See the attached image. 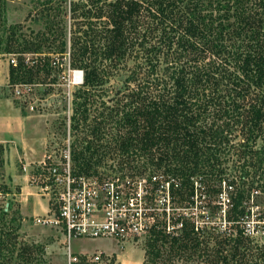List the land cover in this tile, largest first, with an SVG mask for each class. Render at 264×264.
<instances>
[{"label":"trees","instance_id":"16d2710c","mask_svg":"<svg viewBox=\"0 0 264 264\" xmlns=\"http://www.w3.org/2000/svg\"><path fill=\"white\" fill-rule=\"evenodd\" d=\"M74 1L71 67L84 80L70 122L88 137L71 142L75 175H97L107 165L171 181L175 209L189 210L167 220L162 213L146 238L143 264H264L252 263L247 251L264 260V243L250 234L259 224L248 230L245 222L259 207L252 193H264V0ZM53 19L45 32L29 34L0 19V55L16 56L10 87L48 85L51 55L68 49L63 27L51 34ZM128 61L123 86L109 94L106 85ZM237 127L244 141H237ZM233 160L242 164L236 175L228 171ZM0 213L5 221L8 212ZM4 225L0 264L31 260V249L17 252Z\"/></svg>","mask_w":264,"mask_h":264},{"label":"rangeland","instance_id":"374dc122","mask_svg":"<svg viewBox=\"0 0 264 264\" xmlns=\"http://www.w3.org/2000/svg\"><path fill=\"white\" fill-rule=\"evenodd\" d=\"M73 1L74 0L70 3V0H0V19L1 22L4 21L7 26L22 24L25 27L23 32L27 34H29L30 31H35V33L45 32L48 30L47 24L49 25L51 22L49 20L54 18V24L51 25L53 28L51 34H55L61 26L65 31L66 39L68 41V49L64 56L53 54L50 57L54 68L48 78V85L27 84L18 87L15 86L14 88L9 87L3 90L0 88V97H10L14 102H18L19 107H21L25 113L27 112L31 116L29 121V123H31L29 137L35 143L36 148L33 144L32 147L35 148L37 153L41 154L40 159H44L45 155L49 154L52 155L55 160L60 161L68 140L73 142V140L78 141L87 137V134L85 133L77 135L76 131L72 130L70 122V117L73 114V95L82 86L84 80V73L82 70H79L82 72L80 80H76L77 77L74 72L78 70L71 67L70 38L72 36L71 30H74L72 28L74 21L71 19L70 10ZM77 1L78 0H75L74 2ZM50 48H56V46ZM13 59H16V56L13 54L1 55L0 73L5 64L10 65L11 60ZM132 66L133 63L128 61L127 65L120 68H124L122 71L115 72V75L111 78L105 88L109 94L111 90L114 92L116 89L123 86V82L128 75V70ZM48 88H51L53 91L47 95L46 90ZM248 98L250 99L251 97ZM90 123L93 124V121ZM237 128L238 129L234 133L237 141H244L246 136L245 130L241 127ZM71 134L74 137H72ZM109 137V135L105 136V142L109 140ZM258 144L260 145V143ZM38 148H40L42 152H40ZM237 154L239 156L242 155L241 150ZM1 158L2 155L0 152V210L4 208V210L8 212V216L5 221L0 219V225L5 224L4 226L8 232L12 234L11 237L14 239V243L17 244V252L21 251V249L30 248L29 255H32L31 257L29 256L31 260L26 263L25 260H22L20 257L21 261H19L18 264H69L68 248L61 229L50 225L37 224L33 218L30 217L24 218L21 213L23 211V201H20L19 197L5 195L7 192H12V190L17 189H15L13 185H10V180L7 179L3 170V162ZM236 158L237 157H234V159ZM113 162V160H108V164ZM117 162L118 160L115 161V163ZM234 162L236 161L233 160L228 163V171L229 173L236 175L238 166L242 164ZM106 166H102L98 169L97 177L112 173ZM73 167L75 171L74 163ZM222 168H225V166H222ZM239 174L240 173H237V176H239ZM262 192L263 191H256L252 193L251 201L256 205L259 204V207L253 209L250 223L248 219H245L248 230H254L253 226L256 224L255 221L258 220L260 212L264 210V193ZM226 196L227 192L225 191L223 192L222 197ZM43 202L46 203V199H43ZM163 202L164 196L158 197L157 208H159L160 213H164L162 219L163 217L166 220L169 219L174 213H176V211L184 212L185 210H189L184 207L186 206L184 204H178L182 208L176 210L174 202L171 201L170 204H166L165 206H163ZM159 212L156 211V213ZM204 213H206V211ZM219 213L220 212L215 210L213 215L216 217ZM221 214H223V212H221ZM261 226L263 227L264 225L261 224L259 227H256L253 236L263 244L264 227L262 228ZM145 244V235L139 239V241L127 243L123 248H121L118 242L113 239H74L71 244V249L72 253L74 252L73 254L79 253L76 254L79 259L82 258V256H90L92 253L100 251L112 253L109 256L114 264H130V261L133 258L138 259V256L140 257L142 253L145 254ZM247 251L249 252V259L252 263H263L264 260L260 257L261 253H259L258 250L256 251L253 249ZM82 253L84 254L82 255ZM118 254L119 256H117ZM27 255L28 254L25 253V257ZM182 263H185V261L177 262V264ZM191 264L202 263L196 259Z\"/></svg>","mask_w":264,"mask_h":264},{"label":"built area","instance_id":"2783aa9c","mask_svg":"<svg viewBox=\"0 0 264 264\" xmlns=\"http://www.w3.org/2000/svg\"><path fill=\"white\" fill-rule=\"evenodd\" d=\"M22 170L50 204V212L34 221L61 229L69 264L80 261L70 250L74 239H113L123 248L144 235L149 237L163 213L157 208L158 197L164 196L163 206L171 202V181L160 175L148 178L114 169L102 177L75 175L70 140L60 161L48 154L36 167L24 164ZM256 223L264 225V220ZM82 258L88 264H114L108 254L99 251Z\"/></svg>","mask_w":264,"mask_h":264},{"label":"crops","instance_id":"0c3cea01","mask_svg":"<svg viewBox=\"0 0 264 264\" xmlns=\"http://www.w3.org/2000/svg\"><path fill=\"white\" fill-rule=\"evenodd\" d=\"M9 87V64H5L0 73V88L3 90ZM30 117L10 97H0L1 160L4 173L7 179L10 180V185L17 189L7 192L5 195L19 197L20 201H23L22 216L35 220V218L44 217L50 212V204L47 199L46 203L43 202L45 198L38 194V190L29 184V176L22 170L24 164L30 165L32 169V167L37 166L43 160L40 159L41 154L35 151V143L29 137V132L31 131ZM32 144L35 148L32 147ZM40 148L42 149L41 146ZM40 148L38 149L42 152ZM70 250L72 252L71 248ZM106 254L110 255L112 253ZM144 261L145 254L142 253L140 257L138 256V259L133 258L130 264H137V262L138 264H143Z\"/></svg>","mask_w":264,"mask_h":264},{"label":"bare ground","instance_id":"6f19581e","mask_svg":"<svg viewBox=\"0 0 264 264\" xmlns=\"http://www.w3.org/2000/svg\"><path fill=\"white\" fill-rule=\"evenodd\" d=\"M83 72V71H82ZM82 72L81 71H75L74 73L76 74L77 79L76 80H80L81 76H82ZM79 77V78H78ZM75 82V81H74Z\"/></svg>","mask_w":264,"mask_h":264}]
</instances>
